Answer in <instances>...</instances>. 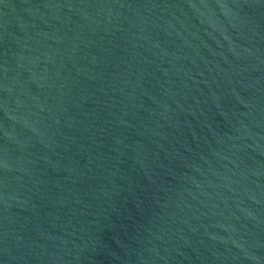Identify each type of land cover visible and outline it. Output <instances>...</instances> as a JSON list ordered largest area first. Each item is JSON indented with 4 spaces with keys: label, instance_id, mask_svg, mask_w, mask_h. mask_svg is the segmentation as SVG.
Segmentation results:
<instances>
[{
    "label": "water",
    "instance_id": "water-1",
    "mask_svg": "<svg viewBox=\"0 0 264 264\" xmlns=\"http://www.w3.org/2000/svg\"><path fill=\"white\" fill-rule=\"evenodd\" d=\"M0 264H264V0H0Z\"/></svg>",
    "mask_w": 264,
    "mask_h": 264
}]
</instances>
